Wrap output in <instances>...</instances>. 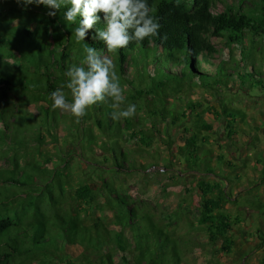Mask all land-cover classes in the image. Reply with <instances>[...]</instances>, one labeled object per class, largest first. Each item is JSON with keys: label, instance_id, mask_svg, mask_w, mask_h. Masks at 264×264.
Segmentation results:
<instances>
[{"label": "trees", "instance_id": "1", "mask_svg": "<svg viewBox=\"0 0 264 264\" xmlns=\"http://www.w3.org/2000/svg\"><path fill=\"white\" fill-rule=\"evenodd\" d=\"M148 3L160 24L158 34L114 54L104 52L113 60L126 103L137 106L135 115L114 121L105 101L75 122L49 105V94L83 56L84 45L74 42L72 32L77 25L65 27L63 8L48 17L43 6L0 0V162H5L0 165V264H193L187 252L201 235L215 253L232 251L236 219L222 208L232 193L224 174L198 151L218 125L235 141L244 132L236 121L246 120L245 113L229 108L224 97L217 106L204 107L189 95L196 87L217 93L235 82L264 90V0L249 9L225 2L219 12L213 11L215 0ZM85 42L103 50L102 42L88 36ZM13 58L18 63H10ZM178 94H188L184 105H169ZM31 104L43 113L41 125H27L19 116ZM158 122L170 140V130L191 122L189 136L176 149L183 167L216 174L197 180L198 217L188 221L186 231L176 226L178 214L175 220L156 217L123 186L139 166L145 168L141 156ZM60 139L74 149L60 151ZM133 139L135 147L125 150L123 143ZM46 144L56 153H43ZM165 161L162 168L169 170L172 160ZM217 162L221 172L237 167L223 155ZM75 168L82 172L77 179ZM89 210L99 213L87 224L82 215Z\"/></svg>", "mask_w": 264, "mask_h": 264}, {"label": "rangeland", "instance_id": "2", "mask_svg": "<svg viewBox=\"0 0 264 264\" xmlns=\"http://www.w3.org/2000/svg\"><path fill=\"white\" fill-rule=\"evenodd\" d=\"M225 2L233 4L235 8L249 9L256 0H215L213 11H221ZM10 63L16 64L18 60L13 58ZM202 67L211 68L207 64H202ZM178 95L169 98V105L176 108L184 105L188 94L187 96ZM189 97H192L194 101L198 99L204 101V107L217 106L219 99L224 97L229 108L239 109L245 113L246 120L238 117L235 127L244 129V132L235 141H230L222 132L223 125L221 127L218 125L214 133L209 135V140L201 143L198 151V156L210 161L216 173L224 174L225 185L232 193L230 202L222 204V208L231 214L232 219H236L232 230L234 240L232 251L228 254L215 253L214 246L207 244L205 236L201 235L198 236L199 243L187 252V259L193 264H264V239L259 237L258 231L259 227L264 230V182H262L264 177V90L241 88L238 82H235L230 88L222 87L217 93L196 87ZM51 104L52 101L49 100V105ZM101 104L103 106L104 102ZM19 116L27 125H41L43 113L37 109L36 104H31L29 109H22ZM209 118L212 119L211 116ZM6 120H9V116ZM190 123L187 122L185 126L170 130L172 134V140H170L164 133V123L158 122L156 126L158 132L155 133L151 146L146 148L147 152H143L141 156L145 168L139 166V171L135 170L123 184L127 193L139 201L148 203L156 217L164 219L172 217L175 220L178 214L181 220L176 226L182 231L189 229L188 221L196 223L198 217L197 180L216 176V174L204 172L203 168L197 171L183 167V160L176 149L183 145L185 138L189 136L186 129L189 128ZM59 126L61 129V124ZM134 147V139L123 143L125 150ZM41 149L43 153L57 151L52 144L43 145ZM72 149L74 148L68 144L65 145L60 139V151L70 152ZM219 155H223L224 160H230L237 167H229L221 172L217 162ZM164 161L171 163L169 170L162 168ZM0 165L5 167V162H0ZM181 169L183 170L180 171ZM83 170L86 169L83 168ZM81 173L78 168H75L73 177L77 179ZM178 174L181 175V179H177ZM97 213L99 212L89 210L83 214L85 223L97 221Z\"/></svg>", "mask_w": 264, "mask_h": 264}, {"label": "clouds", "instance_id": "3", "mask_svg": "<svg viewBox=\"0 0 264 264\" xmlns=\"http://www.w3.org/2000/svg\"><path fill=\"white\" fill-rule=\"evenodd\" d=\"M23 6H43L48 17H55L63 8L65 27L73 24L74 42L83 43V56L70 64L64 82L49 94L53 109L69 114L75 122L98 103L109 101L114 121L131 119L136 104L127 102L113 60L107 53H116L130 42L140 43L158 34L160 24L150 11L148 0H16ZM103 23V28L94 25ZM90 30L92 34L89 36ZM88 36L103 44V50L89 46ZM67 89V93L65 92Z\"/></svg>", "mask_w": 264, "mask_h": 264}]
</instances>
